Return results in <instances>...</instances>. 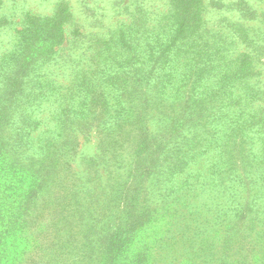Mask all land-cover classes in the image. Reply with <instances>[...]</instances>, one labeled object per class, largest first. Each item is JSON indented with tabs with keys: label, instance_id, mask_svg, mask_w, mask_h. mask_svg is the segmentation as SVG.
<instances>
[{
	"label": "trees",
	"instance_id": "trees-1",
	"mask_svg": "<svg viewBox=\"0 0 264 264\" xmlns=\"http://www.w3.org/2000/svg\"><path fill=\"white\" fill-rule=\"evenodd\" d=\"M171 3L173 5L167 14L157 17L160 21L153 24L151 29L141 31L144 35L142 38L151 37L146 44V51L154 54L156 67L148 70L146 98L140 104L137 103L143 109L140 111L141 108H138V115L142 116L140 124L145 131L140 135L135 152H143L145 145L146 152L148 151L149 129L153 134L164 135V139L172 138L171 145L159 144L154 149L158 159L155 163L157 169L146 164V193L153 194L148 199L154 203L152 209L150 204H146V222L151 223L150 218L167 215V227L172 228L178 220L186 227L182 234L185 237L190 234L192 240L195 237L208 238L210 235L215 237L216 232L226 229L243 217L244 220L255 217L256 226L261 229L264 227V80L260 68L264 66V9L256 11L258 15L255 18L262 27L238 21L239 34L232 30L229 34L222 27L208 29L203 26L201 0H171ZM26 12L21 28L15 31L17 38L15 36L11 49L5 50V53L10 61L13 58L21 62L19 67H14L15 75H33L32 82L27 81L25 86L32 90L26 101V114L18 119L25 116L34 122L32 131H37L35 141L40 134L47 137L43 132L49 133V128L44 127L52 117V112L48 110L46 115H41L48 106L56 104L53 112L59 111V124L55 122L54 127L68 126L74 117L80 120L79 115H85L88 118L86 115L90 109L85 105L90 107L100 104L103 107L109 103L110 94L103 88L104 77H109V83L105 84L108 86L113 84L112 80L116 82L126 72H132V76L136 78L144 70V61L140 62L141 65L119 57L122 53L129 54L135 48L132 45L134 36L127 33L128 25L121 26L117 31L116 28L109 31L104 40L99 36L94 37L85 46L79 45L83 43L85 34L75 29L71 37L76 38L73 41L68 39L73 42L66 53L69 59L64 60L70 63L67 68L71 70L69 74L72 75V83L63 86L68 92L59 94L53 79L48 75L53 72L52 67L58 65L55 60L57 55L59 58L62 49L66 48L60 45L68 34L65 25L69 23L71 14L60 13L50 18H41L31 11ZM5 16H0V24L10 23ZM153 19L154 17L147 21L150 23ZM162 27L167 30L165 39L157 37L163 32ZM254 29L260 31L259 35L262 34L258 41L251 37ZM240 37L244 38L241 43H245L246 50L241 48L236 52L237 45L232 43H238ZM217 39L219 40L216 41ZM123 65L126 72H120V66ZM147 68L148 66L146 70ZM111 73L112 76H109ZM156 73H161L164 77L162 81L167 79V82L161 84V81V85H157L154 82ZM182 87L183 93L179 89ZM14 92L15 89L12 88L11 94ZM179 99L181 101L176 104ZM117 102L121 104L120 99ZM120 108L121 105H116V115L113 117L116 130L113 128L112 131H107L108 117L99 120L96 125L100 127L102 144L109 147L108 150L115 156L120 154L119 150L123 147L122 139L134 129L127 122L128 116L125 117L129 109ZM61 116L67 118L62 119ZM191 122L200 125L194 127L193 135L187 136ZM81 125L87 124L78 121L73 132L77 133ZM29 129V126L20 129L19 139L32 135ZM166 153L171 155L167 169L162 161V154ZM116 161L118 166L122 164L121 167H124V161L121 163L120 157ZM208 173L211 174L210 178H205ZM130 175L132 173L128 176ZM23 180L26 181L27 188L30 187L31 193L40 185L39 182H34L33 176ZM78 184L81 185L74 183L69 190L60 188L58 194H64L63 200L51 204V209L57 212L63 225L69 222L72 212H87L89 207L101 206L104 209L98 212L94 207L89 214L91 217L95 213L108 215L106 204L99 205L98 202L103 194L99 192V196L94 198L92 188L80 189L82 197H93L87 200H92L91 205L84 206L82 200L75 201L74 196L80 192L77 188L84 183L81 181ZM164 194H173V197L165 199L167 197ZM68 197L74 201L73 205L70 199L69 202L66 201ZM109 198L113 203L118 197ZM131 222L125 225L118 223L113 233L105 236L102 253L106 254L94 264H128L144 255L133 244L134 231L138 228L137 219ZM4 227L9 229L6 225ZM168 231L169 229L160 231L163 232L162 236L155 237L158 243L171 240L166 235ZM8 234L10 233H0V247L7 242ZM54 235L52 245L60 247L65 239H62L60 233ZM89 236L90 234L85 236L79 246L74 245L76 251L70 247L68 253L72 257V263H85L90 257V249L101 243L96 238L89 240ZM130 241L132 242L129 244ZM35 244L37 245L36 241ZM134 246L135 250L132 251ZM146 247L150 248V245L146 244ZM55 254L62 256L56 251ZM4 260L5 257L0 252V263Z\"/></svg>",
	"mask_w": 264,
	"mask_h": 264
},
{
	"label": "rangeland",
	"instance_id": "rangeland-1",
	"mask_svg": "<svg viewBox=\"0 0 264 264\" xmlns=\"http://www.w3.org/2000/svg\"><path fill=\"white\" fill-rule=\"evenodd\" d=\"M172 5L171 0H0V16L4 14L10 21L0 24V79L2 80L0 83V233H10L7 242L0 247V252L5 257L0 264H94L106 254L102 253L105 236L113 233L118 223L125 225L136 219L138 228L134 231L133 244L138 246L144 255L136 259L140 262L133 260L128 264H185V262L186 264H264V227L260 229L256 226L255 217L246 220L243 217L226 229L216 232L215 237L212 235L208 238L195 237L193 240L190 234L186 237L182 234L186 227H183L178 220L172 228H168L167 215L150 218L151 223L146 222V206L150 204L152 209L154 204L148 199V196L153 194L146 193V164H151L156 170L155 163L158 159L154 149L158 148L159 144L171 145L172 138L164 139V135L153 134L149 129L148 151L146 152L145 145L143 152L139 154L135 152L140 135L145 131L141 129L142 116L138 115V108H141L140 101L143 102L144 97L146 98L145 90L149 82L146 80L147 72L150 68L156 67L154 54L146 51V44L151 37L142 38L144 35L141 31L151 29L153 24L160 21L157 17L166 15ZM201 5L205 28L222 27L225 33L231 30L238 33V21L248 25L263 26L258 24L255 18L258 15L256 11L264 9V0H201ZM26 11H31L41 18H50L60 13L71 14L69 23L65 25L68 34L60 45L66 48L62 49L59 58L57 55L55 60L58 61V65L52 67L53 72L48 75L53 79L59 94L68 92L63 86L72 83L70 81L72 75L69 74L71 70L67 68L70 63L64 60L69 59L66 53L73 42L68 39L71 38L73 41L76 38L71 37L75 29L85 34L82 38L83 43L79 44L85 46L89 45L94 37L99 36L104 40L109 31L115 28L117 31L121 26L128 25L127 33L134 36L132 45L135 48L130 50L131 54L122 53L119 57L124 61L127 59L138 63L144 61L145 65L142 66L144 70L134 78L132 72L125 71L124 65L120 66V72L126 73L116 82L112 80L113 84L108 86L105 84L109 83L110 80L107 79L109 77H104L103 88L110 94L109 103L103 107L100 104L92 105L91 108L85 105L90 109L86 115L88 118L79 115L80 120L74 117L73 122L68 126L57 127L59 111L53 112V106L55 107L56 104L48 106L41 115H46L48 110L52 112V117L50 116L49 122L46 121L44 127L49 128L47 130L49 133L43 132L47 137H42L40 134L35 141L37 131H32L34 122L25 116L18 119L26 114V106H28L26 101L32 90L25 86L28 84L27 81L32 82L33 75L27 74L24 77L15 75L14 67H19L21 62L13 58L10 61V57L5 53V50L11 49L15 36L17 38L18 34L15 31L21 28V22L27 16ZM152 17L154 19L149 23L147 20ZM162 30L161 35L156 36L165 39L167 30L165 27H162ZM259 33L260 31L254 29L251 37L258 41L262 35ZM234 35L237 37L236 34ZM242 40L244 38L240 37L238 43H232L237 45L234 46L236 52L242 50L241 48L246 50L245 43H241ZM146 66H148L147 70ZM260 69L264 80V66ZM7 75L11 77H6ZM160 75L161 73H156L154 78L157 85L167 82V79L162 81L164 77ZM59 85L61 86L58 87ZM12 88L15 89L13 95ZM179 89L183 93V87ZM117 99H120L121 104L116 103ZM180 101V99L176 100V104ZM116 105H121L122 110L129 109L125 117L128 116L127 122L134 127L130 135L122 139L123 147L120 148V154L117 156L108 150L109 147L102 144L100 127L96 126L99 120L108 117L107 131H112L113 128L116 130L117 125L113 124ZM140 111L143 109L141 108ZM192 111L195 112L194 109ZM144 112L146 113V110ZM78 121L87 125L79 126L77 133H74L72 129ZM55 122L57 125L54 127ZM172 122L174 123L175 120ZM199 125L191 122L188 125L187 136L193 135L194 127ZM28 126L32 135L28 137L25 135L19 139L20 129ZM64 139L65 141L62 142ZM164 150L166 151V148ZM119 157L121 163L124 161V167L116 163ZM162 161L167 169V163L171 161L170 153L162 154ZM131 173L132 175L128 176ZM31 176L34 177V182L40 183L34 193L30 192V187L27 188L26 181L23 180ZM210 176L211 174L208 173L205 178ZM81 181L84 184L82 187L79 186L78 190L92 188L94 198L99 196V192L103 194L98 202L99 205L106 204L105 210L108 215L95 213L91 217L89 214L96 206L89 207L87 212L80 210L72 212L69 222L63 225L59 221L57 212L51 209V204L63 200L64 194H58L60 188L69 190L74 183L81 185L78 184ZM82 194L80 190L78 195L74 196L75 201L82 200L84 206L91 205L92 200H87L93 197H82ZM163 196L167 197L165 199H171L173 194ZM109 197L118 198L111 203ZM69 199L68 197L66 201L69 202ZM72 202L74 201L70 199L71 204ZM96 210L99 212L104 209L99 206ZM5 225L8 230L5 229ZM167 229L169 231L166 235L170 236L171 240L158 243L155 237L162 236L163 232L160 231ZM55 233H60L62 239H65L60 247L52 245ZM88 234H90L89 240L96 238L98 243L100 241L101 243L99 245L96 243L95 246H98L90 249V257L85 263L79 261L72 263V257L68 253L70 247L76 251L74 245L79 246ZM146 244L150 245V248L146 247ZM135 246L132 247V251L135 250ZM55 251L62 256L56 255Z\"/></svg>",
	"mask_w": 264,
	"mask_h": 264
}]
</instances>
